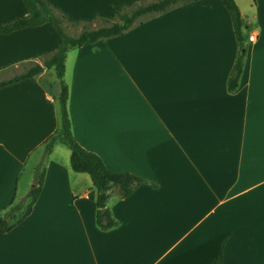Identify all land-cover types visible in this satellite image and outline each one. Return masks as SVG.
<instances>
[{
	"label": "crops",
	"instance_id": "crops-1",
	"mask_svg": "<svg viewBox=\"0 0 264 264\" xmlns=\"http://www.w3.org/2000/svg\"><path fill=\"white\" fill-rule=\"evenodd\" d=\"M46 1L87 22L140 0ZM26 14L22 0H0V25ZM240 14L246 53L234 91L238 43L220 0L67 51L73 138L144 182L126 197L105 192L118 225L101 230L89 175L55 143L30 213L0 232V264H209L219 253L223 264H264V0L251 20ZM59 44L49 23L0 34V81L42 65ZM58 92L53 68L0 88V215L32 187L27 169L59 125Z\"/></svg>",
	"mask_w": 264,
	"mask_h": 264
},
{
	"label": "trees",
	"instance_id": "trees-1",
	"mask_svg": "<svg viewBox=\"0 0 264 264\" xmlns=\"http://www.w3.org/2000/svg\"><path fill=\"white\" fill-rule=\"evenodd\" d=\"M197 0H152L139 1L127 7L116 9L112 7L113 18L96 17L95 19L106 20L107 25L95 28L83 29L77 35H69L65 32V24L73 26L88 24L86 21H73L64 13L58 11L46 0H22L27 9L25 16L0 25V34L10 33L24 27L39 26L44 23L52 25L60 39L58 48L46 57L43 64H33L24 72L15 75L11 79L1 80L0 88L26 78L34 79L44 69L53 68L54 75L59 83V92L56 97L58 103L59 125L52 135L48 137L43 146V152L39 162L34 168L32 187L25 197L9 205L0 215V232L10 230L24 217H26L35 202L43 183L44 161L55 143H61L70 150V167L74 172L89 175L96 190L90 197L95 200L97 211L95 221L101 230H107L118 225L106 207L108 195L105 193L111 187L121 197L129 196L133 189L144 182L143 179L133 174L110 171L102 159L95 153L84 149L72 136L71 124L67 111L68 87L63 80L65 71V58L69 49L80 47L85 43H94L98 40L118 36L130 29L133 25L141 23L151 15L165 12L175 6L194 2ZM230 14L232 28L238 43V53L228 77L227 88L234 91L238 87L242 73L246 47L242 35V21L240 10L234 0H220ZM156 186L155 184H152ZM13 220V222H10ZM209 264H223L222 254L215 256Z\"/></svg>",
	"mask_w": 264,
	"mask_h": 264
},
{
	"label": "rangeland",
	"instance_id": "rangeland-1",
	"mask_svg": "<svg viewBox=\"0 0 264 264\" xmlns=\"http://www.w3.org/2000/svg\"><path fill=\"white\" fill-rule=\"evenodd\" d=\"M141 1H152V0H141ZM235 3L237 4L238 8L240 11L243 12V16L245 19H249L251 20V12H252V7L254 4H256V0H234ZM139 3V1H137ZM137 2H133V3H130L129 5L127 6H130L134 3H137ZM112 6V5H111ZM126 5H121L120 8L122 7H127ZM113 8H118V7H114L113 5ZM110 9L108 7L105 8V11H106V14L108 13ZM113 18V15L111 17V19ZM88 24H84V25H76V26H73V25H70V24H65V32L69 35H77L80 31H82L83 29H89V28H95V27H98V26H101V25H107L109 22H107L106 20H100V19H95V20H91V21H87ZM245 31H246V28L243 27L242 28V35L245 34ZM244 37V36H243ZM44 80L48 83V80H49V77H45ZM27 172H29V178H33V171H31V169H27ZM10 222H13V220H11Z\"/></svg>",
	"mask_w": 264,
	"mask_h": 264
},
{
	"label": "built area",
	"instance_id": "built-area-1",
	"mask_svg": "<svg viewBox=\"0 0 264 264\" xmlns=\"http://www.w3.org/2000/svg\"><path fill=\"white\" fill-rule=\"evenodd\" d=\"M254 38H255L254 34H251V35L248 36V40H250V41L254 40Z\"/></svg>",
	"mask_w": 264,
	"mask_h": 264
}]
</instances>
